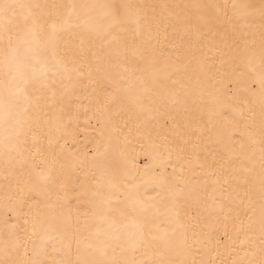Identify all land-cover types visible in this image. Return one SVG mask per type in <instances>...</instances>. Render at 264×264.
Here are the masks:
<instances>
[{
    "label": "snow or ice",
    "instance_id": "1",
    "mask_svg": "<svg viewBox=\"0 0 264 264\" xmlns=\"http://www.w3.org/2000/svg\"><path fill=\"white\" fill-rule=\"evenodd\" d=\"M0 264H264V0H0Z\"/></svg>",
    "mask_w": 264,
    "mask_h": 264
},
{
    "label": "bare ground",
    "instance_id": "2",
    "mask_svg": "<svg viewBox=\"0 0 264 264\" xmlns=\"http://www.w3.org/2000/svg\"><path fill=\"white\" fill-rule=\"evenodd\" d=\"M95 2H103V0H95ZM168 2H173V0H168ZM204 2H210V0H204ZM217 2H224V0H217ZM229 2H231V0H229ZM250 2L258 3L259 0H250ZM82 126H83V122H82ZM90 133H91V130L89 129V130H88V134H90ZM85 134H86V133H84V132L81 133V137H80V139H81L82 142H86V141L84 140Z\"/></svg>",
    "mask_w": 264,
    "mask_h": 264
}]
</instances>
